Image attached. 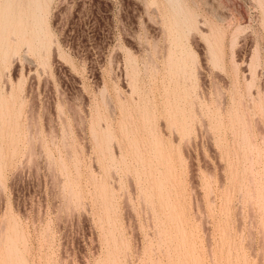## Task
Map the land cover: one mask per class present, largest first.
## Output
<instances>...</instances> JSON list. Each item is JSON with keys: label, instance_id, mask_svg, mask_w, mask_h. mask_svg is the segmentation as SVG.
I'll return each instance as SVG.
<instances>
[{"label": "rangeland", "instance_id": "1", "mask_svg": "<svg viewBox=\"0 0 264 264\" xmlns=\"http://www.w3.org/2000/svg\"><path fill=\"white\" fill-rule=\"evenodd\" d=\"M0 264H264V0H0Z\"/></svg>", "mask_w": 264, "mask_h": 264}]
</instances>
